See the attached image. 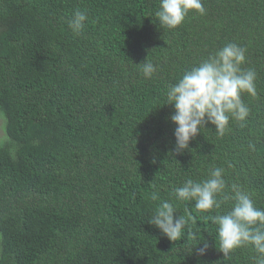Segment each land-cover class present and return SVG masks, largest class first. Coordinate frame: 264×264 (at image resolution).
<instances>
[{"label":"trees","instance_id":"obj_1","mask_svg":"<svg viewBox=\"0 0 264 264\" xmlns=\"http://www.w3.org/2000/svg\"><path fill=\"white\" fill-rule=\"evenodd\" d=\"M202 3L169 30L159 0H0V264H254L251 247L218 250L211 216L232 202L202 214L172 191L220 167L226 193L238 184L264 209V0ZM228 43L257 74L247 121L223 137L207 124L177 153L168 85ZM162 201L192 217L195 239L148 223Z\"/></svg>","mask_w":264,"mask_h":264},{"label":"clouds","instance_id":"obj_2","mask_svg":"<svg viewBox=\"0 0 264 264\" xmlns=\"http://www.w3.org/2000/svg\"><path fill=\"white\" fill-rule=\"evenodd\" d=\"M201 15L205 13L202 0H159V10L155 17L162 28L169 30L179 27L190 11ZM88 17L84 11L77 9L68 20V27L74 36H80ZM246 49L235 43H228L220 50L202 60L198 65L186 70L174 84H169L166 91V103L174 107L170 117L176 125L174 135L175 151L182 153L189 149L190 141L205 128L215 126L218 136L223 137L228 131L230 119L241 123L243 127L250 114V109L241 99L242 93L257 95L256 72L243 69L246 62ZM142 73L151 79L157 67L150 61L142 63ZM254 149V145H249ZM224 169L216 167L202 181L187 179L180 187L173 188V194L179 201H194L195 208L202 214L220 210L222 205L232 202L230 210L217 211L211 216L217 226L219 251L224 258H231L236 249L251 247L256 253L254 264H264V209L257 208L252 196L238 184L231 185V194L223 177ZM219 197V199H218ZM151 200L159 199L157 192ZM173 203L162 201L148 221L158 228L170 241H177L185 235V229L196 238V233L189 227L192 217L175 216ZM200 249L203 254L207 248Z\"/></svg>","mask_w":264,"mask_h":264},{"label":"rangeland","instance_id":"obj_3","mask_svg":"<svg viewBox=\"0 0 264 264\" xmlns=\"http://www.w3.org/2000/svg\"><path fill=\"white\" fill-rule=\"evenodd\" d=\"M4 119L5 118H3V115L2 114H0V134H3L4 133V128H3V121H4ZM6 138H7V136H6ZM0 142H2V141H0Z\"/></svg>","mask_w":264,"mask_h":264}]
</instances>
